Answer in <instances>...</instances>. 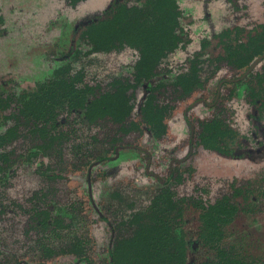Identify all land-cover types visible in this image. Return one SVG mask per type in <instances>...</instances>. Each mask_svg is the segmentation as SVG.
<instances>
[{"label":"rangeland","instance_id":"obj_1","mask_svg":"<svg viewBox=\"0 0 264 264\" xmlns=\"http://www.w3.org/2000/svg\"><path fill=\"white\" fill-rule=\"evenodd\" d=\"M112 1L87 0L72 7L66 0H0V15L5 20L4 32L0 35V94L13 95V104H20L38 92L42 84L54 79L58 69L68 65L74 73H84L87 83L99 84L103 89L115 78L131 77L139 55L136 50L92 53V47L82 36L87 21L102 14ZM179 5L185 42L164 61L162 71H171L169 78L187 68L189 60L197 61L200 53L205 54L200 61L220 56L214 45L219 33L264 24V0H179ZM227 70L223 66L204 90L185 101H173L170 87L163 90L162 102L175 109L166 121L168 132L161 140L151 138L146 131H136L121 142L122 146L131 147L113 151L101 140L93 141L91 137L105 133L107 126L116 130L115 126L102 124L90 130L75 115L63 113L64 128L71 134L70 147L65 164L53 160L60 163L57 169L63 171V178L54 185L48 183L42 166L51 159L32 157L25 161V155L36 151L34 138L25 128L18 130L13 142L0 147V152L11 155V168L0 175V264H109L110 239L119 238L118 232L129 235L127 229L113 234L111 226L118 227L135 210L147 208L173 170L177 175L171 186L180 198L193 196L201 205L218 203L216 210L227 209L229 218H233L234 224L228 231L231 240L227 237L228 245L223 244L222 248L229 250L232 240L239 239L243 250L262 253L264 215L251 216L249 212L255 210L254 198L264 205V196H261L264 183H259L264 178V117L262 121L248 117L253 99L248 98V88L241 87L242 84L240 87L231 84L224 89L219 109L204 104L214 102L221 78L237 74ZM233 88L236 95L229 98ZM143 95V90H139L137 100ZM13 112L11 108L0 110V135L18 123ZM218 114L235 120L239 134L232 147H242L239 151L242 156L226 158L206 150L199 143L198 133L192 135V126L198 128L201 122ZM132 118L140 121L136 110ZM252 131L258 135L255 132L250 135ZM100 156L114 159L95 163ZM50 185L55 191L56 213L68 221L78 215L80 225L75 228L78 235L86 236L91 242L90 262L79 263L70 253L71 240L50 244L48 247L56 251L51 257L48 250L37 245L36 240L42 235L30 229V200ZM235 194L238 195L235 203L239 204L233 205L235 209L220 204L232 201ZM188 220L184 230L194 250L189 251L186 261L204 264L212 253L202 244L196 211Z\"/></svg>","mask_w":264,"mask_h":264},{"label":"trees","instance_id":"obj_2","mask_svg":"<svg viewBox=\"0 0 264 264\" xmlns=\"http://www.w3.org/2000/svg\"><path fill=\"white\" fill-rule=\"evenodd\" d=\"M84 1L87 0H66L72 7ZM181 17L179 0H113L102 14L87 21L82 36L92 47V53L121 52L126 48L136 50L139 55L131 77L115 78L107 89H103L99 84L87 83L84 73H74L68 65L58 69L54 79L42 84L38 92L30 94L20 104H13V95L0 94V110L11 108L18 122L0 135V147L13 142L18 130L25 128L34 138L33 148L36 150L25 155V161L32 157L51 159L42 166L47 178L57 180L62 178L59 174L62 169L57 166L65 164L70 147L71 134L65 130L66 122L62 117L65 112L75 115L90 130L92 126L102 124L115 126L116 130L107 126L105 133L91 137L93 141L101 140L113 151L131 147L122 146L121 142L132 132L146 130L156 140L165 137L166 121L175 107L162 102L163 90L170 87L173 101H185L197 91L204 90L215 74L214 59L200 61L198 59L205 56L201 53L196 56L197 61L189 60L187 68L174 78H169L171 71H162L164 61L185 42ZM4 25V17L0 15V35L4 32ZM216 38L238 42L227 49L229 57L241 59L231 63L237 69L249 67L248 59L264 53V46L246 47L241 43L243 40L264 42V24L252 29L235 27L221 32ZM210 68L213 69L209 75ZM257 75L260 82L264 81V73ZM139 90L144 92L141 102L136 96ZM136 109L140 121L132 118ZM200 127L199 143L204 149L232 154L231 148L224 144L231 132L222 124L214 123L213 118L203 121ZM10 156L0 152V175L11 168ZM55 159L60 163L53 162ZM106 159L107 156L96 157L97 161ZM55 203V191L51 187L36 192L30 200V229L42 235L36 240L37 245L48 250L51 257L56 251L48 247L50 244L71 240L70 253L79 263L90 262L91 242L86 236L78 235V228H75L79 224L78 215L74 218L75 225V220L68 221L56 213ZM71 208L74 211V205ZM214 209L215 206L206 208L203 205L198 208L202 244L212 253L204 264H214V250L219 248L214 240ZM188 219L187 212L185 214V209L180 208V202L174 199L169 189H162L147 208L133 212L123 224L113 228L115 232L127 229L129 235L119 237L109 246V264H189L186 260L189 251L194 250V244L184 230ZM230 249L236 251L237 247L231 246ZM224 259L227 260L223 264H235L231 258Z\"/></svg>","mask_w":264,"mask_h":264},{"label":"flooded vegetation","instance_id":"obj_3","mask_svg":"<svg viewBox=\"0 0 264 264\" xmlns=\"http://www.w3.org/2000/svg\"><path fill=\"white\" fill-rule=\"evenodd\" d=\"M237 43L238 42H236V41L219 40V39H217V41H214L216 54H221L220 56L219 55L214 56V73H215L214 79L218 75V73H220V70L222 69L223 66L228 68V70H230V71L236 72L237 74H234V76L232 78H221V80L218 82V85L216 88L214 102L212 104H210L208 102H204V104L205 105H214V108L219 109L218 102H219V99L221 98V96L223 95L224 89L226 87L230 86L231 84L236 85L237 87H240L238 85L242 84L241 87L246 86L248 88V91H249L247 94L248 98L253 99V101L251 102L252 105H250L251 113L248 114V117L253 118L256 121H260V120L262 121V117H264V81L260 82L257 74L258 73H260V74L264 73V65H263L264 64V53L262 55L254 57V59H252V58L248 59V61L250 63L249 67L243 68V69H237V68L231 66V63L240 62L241 59L229 57L228 54L230 53V51L227 50L228 47L234 46ZM241 43H243V45H246V47H248L249 45H251L252 47L264 46V42L257 43V42H251L249 40H243V41H241ZM239 72H241L240 75H239ZM237 87H236V89H238ZM236 89L233 88L229 92V98H232L236 95ZM143 97H144V95L141 97V100L143 99ZM138 102H141L140 98H139ZM221 107H222V105H221ZM136 111H138V109H136ZM219 111L222 112L221 109ZM233 114H235V111L232 110V115ZM213 118H214V123L222 124L223 127L226 128V131L231 132V136H228L226 138V140L224 141V144L228 148H231V150L233 151L232 154H229V155L223 154V153L216 151V150H214V152L223 156V157H226V158L242 156V155H240V152H239L242 147H240V146L237 148L232 147L236 141V135L239 134L238 133L239 131L236 127L235 120L230 116L225 117V115L222 116L221 114L215 115ZM213 118H211V119H213ZM167 132H168V127H167ZM200 132H201L200 125L198 128L197 127L195 128L194 126H192V135H194L195 133H198V140L199 141H200V139H199V133ZM253 132H255V131H252L250 133V135ZM255 133L258 135L257 132H255ZM148 134H150V133H148ZM151 138H153L152 135H151ZM246 138H244V141H247ZM242 143H248V142H242ZM263 147H264V143H263ZM261 148H260V150H261ZM244 150H246V152L248 151V153H251L250 150L247 148ZM112 159H114V158L107 157V159L105 161H97L96 160L95 163H101V162L105 163V162L112 160ZM59 174H61V173H59ZM170 174L171 175L169 176V178L166 179L165 181H163V184L165 186L162 189H165V188L169 189V192L172 193V195H174V199L177 200L178 202H180V208L185 209V214L187 212L188 217L190 216V214H192L194 211H196L197 216H198V220L200 222L201 212L198 210V208H199V206H202L201 205L202 203L197 202V199L194 198L193 196L180 198L176 194V192L173 191V186H171L172 181H174L173 177L176 176L177 174L174 172V170ZM61 175H63V174H61ZM62 178H63V176H62ZM61 179H57V180H54V179L50 180L49 179L48 183H51L52 185H54V184L58 183ZM255 183H257V182H255ZM255 183H253V184H255ZM259 183H264V178H261L259 180ZM255 186H257V185H255ZM50 187L53 189V187L51 185H50ZM161 190H160V192H161ZM160 192L158 194H160ZM263 193H264V190H263ZM261 196H264V195L261 194ZM237 198H238V195L235 194L234 196H232V201L229 202L227 200L226 202L224 201L225 203L222 202L220 204H222L223 206L225 204L228 208L230 207V209H235L234 208L235 206L233 207V205L239 206V204L235 203ZM254 203H256V204L258 203V201L255 198H254ZM217 204L218 203H216L215 205L214 204H212V205L205 204L203 206H205L206 208H209L211 206H215V209H214V214H215L214 215V240L216 242H218L217 245L219 246V248L220 247L222 248V247H224L223 244L228 245L225 243V241L229 242L227 240V237L229 240H231V238L229 237V235H231V234H228V231H230V229H232L231 227L233 226L234 222L231 221L233 218H231V219L229 218V214L226 211L227 209L223 210L222 212H219L216 210L219 207V204L218 205ZM256 204H254V207H253L255 210L249 212V214L251 216H254L257 214L259 217H261L264 215L263 202H259L258 205H256ZM135 211H138V210H135ZM225 213L228 214V216H225L224 215ZM252 218L256 219V217H252ZM228 219H230V220H228ZM188 222H189V220L186 221V223H188ZM199 225L201 226V222L199 223ZM114 227L111 226V230H112L113 234L116 233L113 230ZM118 235H119V237H122V236L127 237L125 234L123 235L119 232H118ZM116 239H118V237L117 238L112 237L110 239L109 246L113 245L116 242ZM234 240H232L231 246H236L237 247L236 251L231 250V249L226 250L225 248L224 249L216 248L217 250H214V264H223L224 260H227L224 258H231V260L235 264H264V251H262V253H258V252L251 251V249H248V248H247L248 251H245V250H243L242 242H239V239H237V240L234 239ZM109 246H108V254H109ZM239 247H241V248L239 249ZM107 262L109 263V258H108Z\"/></svg>","mask_w":264,"mask_h":264}]
</instances>
